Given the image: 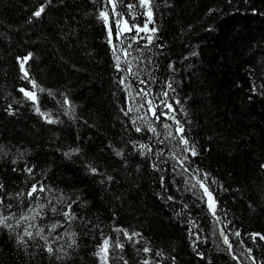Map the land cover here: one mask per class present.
I'll list each match as a JSON object with an SVG mask.
<instances>
[{
	"label": "trees",
	"instance_id": "1",
	"mask_svg": "<svg viewBox=\"0 0 264 264\" xmlns=\"http://www.w3.org/2000/svg\"><path fill=\"white\" fill-rule=\"evenodd\" d=\"M123 2L137 5L130 24L148 22L138 0ZM152 5L148 28L156 31L140 33L125 56L120 49L131 40L122 36L121 44L113 25V53L98 16L104 0H0V215L13 217L11 229L0 226V264H102L96 253L104 239L107 264H264V0ZM116 55L135 75L116 67ZM140 80L159 120L147 104L135 110L144 103ZM163 91L174 112L160 104ZM193 146L195 156L184 150ZM185 156L188 172L178 163ZM197 178L213 195L215 216L193 187ZM33 184L46 189L39 200L27 195ZM39 205L30 222L47 242L34 236L18 244L26 224L15 218ZM68 205L74 218L63 215ZM125 232L139 235L128 240Z\"/></svg>",
	"mask_w": 264,
	"mask_h": 264
},
{
	"label": "snow or ice",
	"instance_id": "2",
	"mask_svg": "<svg viewBox=\"0 0 264 264\" xmlns=\"http://www.w3.org/2000/svg\"><path fill=\"white\" fill-rule=\"evenodd\" d=\"M228 2L231 3V0H228ZM47 3H51V0H47ZM120 5H123V8H126V9L129 10V15L128 16H125L123 9L118 10V7ZM136 6L137 5H133L132 3L124 4L123 0H104L103 10H101L98 13L99 18L102 19L105 22V24L107 25L108 42L110 44H112V50H113L114 54L117 51V45L114 44L113 41H112L113 25L115 26L116 38H117L118 41H120L121 44L123 43V40L120 39L122 36L124 37V39H130L131 40V43H129L127 45V48L120 49V51H123L125 56H128L130 54L128 52V49H130L132 47V43H136L138 37L139 38H143V37H140V33L148 32V31H151V32H155L156 31L155 28H152V29L148 28V23L152 22L151 21L152 14H153L152 0H138V7L143 8L145 10L143 15H145L148 18V22L144 23V25L142 27L140 25L136 24V23H131V24L129 23V20L135 21V19H136L135 15L131 14V10L134 7H136ZM45 7H46V5H41L40 8L33 13V16L40 17L41 14L45 11ZM109 9L111 10V13H112L111 16L109 15ZM213 11H215V9H213ZM132 32H135L136 35L135 36H131V37H128L127 35H125L126 33H132ZM147 39H148V41L150 43L151 40H152V36H148ZM193 54H195V53H193ZM30 57H31V54H29V57L25 58V62ZM125 62L128 64V68L126 70L125 69H120V56L116 55V67L118 69H120L121 71H127V73H129V74L135 75V73H133V70H132L131 61H127L126 60ZM170 67H171V65H170ZM21 68L22 69L24 68V64L23 63H21ZM27 76H28V73L25 71V77L27 78ZM126 78L127 77L122 78L121 83H123L124 79H126ZM31 83H32L33 89L38 87V85L36 84V82L34 80H32ZM139 83L146 85L145 88H141L137 92V95L140 96L143 99L144 103H141L139 105V107L137 109H135V110L139 111L140 108H144L145 104H147V106H148L147 112H150L152 117H154L156 120H159L160 116L157 115V112H156V109H157V107H159V105L154 103V99H149V96L151 95V89L147 87V81L140 80ZM127 87L128 86L126 85V88ZM166 87L168 89H172V83L171 82L167 83ZM252 90H253V92L256 91L254 85H253V89ZM20 91L23 92L24 95L26 97H28L29 99H31L32 101H34V102L36 101L37 97H36V94H35L34 91H25L24 89H20ZM40 91H43V89L41 88ZM173 91H174V89H173ZM129 95H131V93H129ZM160 95H162V97L164 98V99L160 100V104H162L169 111L174 112L175 109L172 107V104L167 101L168 92L167 91H163ZM175 102L179 103L178 100L175 101ZM65 103H69L67 98H65ZM121 110L124 111V109H121ZM36 111L40 115L45 116V113L40 112V109H39L38 106L36 108ZM130 111H133V109L129 108L125 112V115H127L128 112H130ZM161 115H167V113L161 112ZM168 118L173 119L175 121V123L178 125L177 132H179V133H183L184 132L183 126H180V122L178 120H175L174 116H169ZM138 119L143 120L144 117H138ZM48 122L52 123L53 121L49 119ZM132 123L136 124V120H133ZM163 127L165 129H169L167 135L171 136L172 135L171 130H170L171 129V125L165 123L163 125ZM135 130L137 132H140L142 129H141V127L137 126ZM148 130L153 132V133H156V131H157L156 128L152 127L150 124H149ZM157 135H159V134H157ZM180 140L185 146H187L189 144V141L186 138H184L183 135L180 136ZM140 147L141 148H147L148 146L147 145H141ZM184 150L185 151H190L191 155H193V156L197 155L194 146L192 148L185 147ZM74 151H78V149H76ZM149 151H151V149H149ZM116 154L117 155H122V153L119 152V151ZM185 160H187L186 156L183 157V159H179L178 163H179L180 167L183 169V172H188V168L184 167ZM261 168L264 169V165H261ZM27 171L29 173H31L32 169L28 168ZM91 171L93 173H95L97 170L95 168H92ZM107 179L111 180L112 177H108ZM206 179H207V174H205V180ZM197 185H199V187L203 189V193L207 197L206 203H207L209 209L212 210V214L215 216V214H216L215 213V202H214V198H213L212 193L209 191L208 187L205 186L204 181L199 180L198 178L196 180V184H194L193 187H196ZM2 187H3V185L0 184V188H2ZM45 191H46V189H45L43 184H39V187L37 186V184H33L32 187L29 189L27 195H28L29 198H32L35 195L36 196V200H39L40 197L37 194L41 193V192H45ZM169 199H171V197H169ZM2 204H3V199L0 198V205H2ZM9 207H10V205H9ZM44 207H45V205H39L38 209L30 208L28 215H23L22 214L20 217L15 218L16 226H19L22 223L26 224V226L23 229L22 234L21 233H17V243L18 244L26 246L27 243H28V240L33 239L34 236H38L41 239L45 240V242H47L48 238L43 235L44 228L43 227H37L36 225H34L33 223L30 222V221H34L36 219V217L39 215V210L43 209ZM51 210L53 212L56 211L55 207H53ZM63 215L66 218H68V219L74 218L73 214L71 213V205H68V210L64 211ZM12 218L13 217H11V216L5 217V216L0 215V226H3L5 228L11 229L13 227V225H10L8 223V220L12 219ZM217 219H219V218L217 217ZM56 227H57V225L53 224V225L49 226V229L53 230ZM33 228L36 229L35 232H33ZM117 231H122V230L121 229H117ZM124 235L126 236V238L128 240H132L133 236L139 235V234L138 233H133L132 235H128V233L125 232ZM221 235L223 236V242L225 244H227L229 248H231L232 245L229 242L228 236L224 235L222 229H221ZM235 235L239 236L240 234H239V232H237V233H235ZM253 238H255V234L253 235ZM260 239L264 240V236H260ZM73 243H75V241H73ZM109 247H110L109 239H104L102 245L100 246L99 251L96 253V255L98 257H100V259L102 261V264H107ZM114 247L122 249L123 248V244L117 242L114 245ZM46 251L48 253H50V254H53L55 250L51 247V245H47L46 246ZM143 251L144 252H149L150 249L149 248H144ZM248 251L250 253L251 249H249ZM157 255H159V253H157ZM59 258L60 257H57V259H59ZM253 260H254V258H253ZM124 264H127V261H125ZM144 264H148V261L146 260L144 262ZM254 264H255V262H254Z\"/></svg>",
	"mask_w": 264,
	"mask_h": 264
},
{
	"label": "water",
	"instance_id": "3",
	"mask_svg": "<svg viewBox=\"0 0 264 264\" xmlns=\"http://www.w3.org/2000/svg\"><path fill=\"white\" fill-rule=\"evenodd\" d=\"M220 234H221V230H220ZM222 239H223V236L221 235Z\"/></svg>",
	"mask_w": 264,
	"mask_h": 264
}]
</instances>
